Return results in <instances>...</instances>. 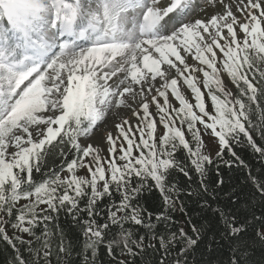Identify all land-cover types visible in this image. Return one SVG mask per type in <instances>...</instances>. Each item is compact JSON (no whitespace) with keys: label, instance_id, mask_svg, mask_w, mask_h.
I'll list each match as a JSON object with an SVG mask.
<instances>
[{"label":"snow or ice","instance_id":"snow-or-ice-1","mask_svg":"<svg viewBox=\"0 0 264 264\" xmlns=\"http://www.w3.org/2000/svg\"><path fill=\"white\" fill-rule=\"evenodd\" d=\"M0 244L264 264V0H0Z\"/></svg>","mask_w":264,"mask_h":264},{"label":"trees","instance_id":"trees-1","mask_svg":"<svg viewBox=\"0 0 264 264\" xmlns=\"http://www.w3.org/2000/svg\"><path fill=\"white\" fill-rule=\"evenodd\" d=\"M236 151H237V153L239 155H241L250 164H253L257 168H259L258 160L251 153L250 149L237 147ZM226 158H228V157L226 156ZM223 171L226 174V176H225L226 179H229V177H231V182H235V177H236V175H238L237 173H230L229 174L227 169H224ZM210 175H214V172L210 173ZM181 179H183V178L181 177ZM195 187H196V185L193 184V188H195ZM147 199L150 202L151 201V196L147 197ZM188 206H189V208L195 209L193 212L190 213L193 216V218L194 219H199V216H197V214H196L198 212V207L196 205H194L192 201H188ZM60 225L62 227H64L68 231V235L70 237H73L74 243H75L76 242L75 241V236L77 235L76 230L69 228V219L65 218V216L63 214H61ZM3 247H4L3 244H0V264H2V262L5 260V258L8 257V255H9V253L2 251ZM101 257L106 259V257H104L103 251L101 252Z\"/></svg>","mask_w":264,"mask_h":264},{"label":"rangeland","instance_id":"rangeland-1","mask_svg":"<svg viewBox=\"0 0 264 264\" xmlns=\"http://www.w3.org/2000/svg\"><path fill=\"white\" fill-rule=\"evenodd\" d=\"M201 2H202V0H201ZM108 128L110 129V130H112L113 132L115 131V129L114 128H112V121H111V119H109V122H108ZM101 135V133H96V135L93 137V143H96L97 142V140H98V138H99V136Z\"/></svg>","mask_w":264,"mask_h":264}]
</instances>
